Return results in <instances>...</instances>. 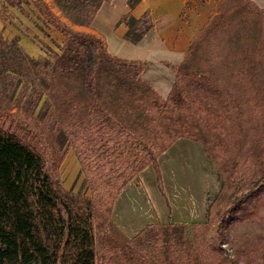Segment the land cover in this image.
Masks as SVG:
<instances>
[{
  "label": "rangeland",
  "instance_id": "rangeland-1",
  "mask_svg": "<svg viewBox=\"0 0 264 264\" xmlns=\"http://www.w3.org/2000/svg\"><path fill=\"white\" fill-rule=\"evenodd\" d=\"M43 1L74 30L99 38L107 51L104 36L91 27L93 19L75 23L56 0ZM263 19L254 6L241 0H216L212 25L197 39L179 82L174 72L172 88L178 85L180 97L190 102L183 126L187 138H178L158 155V173L150 163L121 188L112 220L98 210L96 215L105 223L103 227L94 222L103 261L99 251L103 241L120 239L121 233L132 238L161 223L184 226L186 238L198 252L202 248V264H264V71L257 45ZM121 23L113 25L114 32ZM63 44L64 36L42 20L31 0H0V124L43 155L64 190L97 197L99 185L117 175L125 178L144 160L132 134L156 145L160 137L155 119L167 124L175 119L155 113V107L166 111L164 100L169 94L156 93L160 101L151 96L141 99L136 93L138 99L131 107L119 109L124 112L123 126L132 129L127 134L101 108H81L82 96L73 97L79 73L66 80L71 91L64 93L59 85L48 90L44 80L51 77L49 67ZM138 67L113 61L104 66L125 83L133 80ZM67 102L74 109L67 111ZM60 116L66 123L74 120L71 133L62 130ZM180 123L171 126L181 128ZM241 204L248 205L247 213L237 211ZM251 209L257 213H250ZM218 225L223 233L221 250L213 251L206 244ZM171 251L168 248L165 254L168 263L175 260Z\"/></svg>",
  "mask_w": 264,
  "mask_h": 264
},
{
  "label": "trees",
  "instance_id": "trees-1",
  "mask_svg": "<svg viewBox=\"0 0 264 264\" xmlns=\"http://www.w3.org/2000/svg\"><path fill=\"white\" fill-rule=\"evenodd\" d=\"M106 1L110 0H56L62 11L79 24L90 23L100 5ZM137 1L128 0V5L132 7ZM241 1L250 4L247 0ZM31 3L42 20L64 36L60 54L54 64L48 66L51 77L44 80L45 87L50 90L51 85L63 86L64 93H67L72 89L66 80L75 78L79 73L81 80L74 86L73 97L82 96L79 102L81 108L84 111L89 106L101 108L114 126L132 134L130 125L123 126L124 112L122 109L119 112V109L124 107L126 111L131 107L133 101L138 99L136 93H139L141 99L143 96H151L163 101L150 85L139 78L144 63L111 56L99 38L88 32L74 30L61 21L43 0H31ZM254 8L264 18V9L256 6ZM120 22L127 25L125 37L132 42H137L151 27L147 14L138 19L126 14ZM211 25L209 23L192 42L181 63L169 65L176 74V81L179 82L182 69L187 68L192 52L200 41L196 42L197 39ZM261 31L257 37L260 40L257 45L262 54L259 67L264 71V19ZM92 50L100 54L96 52L93 55ZM107 61L139 67L132 74L133 80L125 83L104 68ZM121 85L130 89L125 92L116 91L115 88ZM176 86H173L168 98L164 100L166 111L155 107L158 117L174 118L175 122L167 124L156 117L158 119H155V127L160 137L156 145L132 134L145 154L144 160L132 168L125 178L117 175L114 181L99 185L95 189L97 197L64 190L50 171L43 155L23 144L14 133L0 124V264H202V256L199 254L202 248L198 252L196 246L186 238V228L161 223L147 226L132 238L124 236L116 228L121 233L120 239L115 238L107 243L103 241L104 247L99 251L104 254V261L98 256L94 222L105 227L104 219L96 215L98 210L108 218L121 188L150 163L158 173V155L166 151L178 138L186 137L183 126L188 119L187 107L190 102L186 97H180L178 85ZM109 106L110 111L106 109ZM73 107L74 104L67 102V111H71ZM75 108L78 109L79 106L75 105ZM59 118L62 130L71 133L76 125L74 120L66 123L67 119L63 120L61 116ZM177 122H181V128L171 126L178 124ZM261 187L264 188V183ZM247 206L241 204L237 211L247 213ZM258 211L260 213L261 209ZM253 212L254 209H251L250 213ZM221 230L218 225L208 237L206 247L210 250H221ZM197 246L199 248L201 244L198 243ZM202 246L205 244L202 243ZM168 248L175 256L173 263L165 260Z\"/></svg>",
  "mask_w": 264,
  "mask_h": 264
},
{
  "label": "crops",
  "instance_id": "crops-1",
  "mask_svg": "<svg viewBox=\"0 0 264 264\" xmlns=\"http://www.w3.org/2000/svg\"><path fill=\"white\" fill-rule=\"evenodd\" d=\"M247 1L264 9V0ZM215 5L216 0H138L130 7L128 0H110L100 5L91 27L104 36L111 56L144 63L139 78L166 97L175 77L169 65H176L184 58L192 42L210 23ZM126 14L136 19L148 15L151 27L137 42L125 38L128 29L125 23L113 31V25ZM204 200L205 194L201 210L203 216Z\"/></svg>",
  "mask_w": 264,
  "mask_h": 264
}]
</instances>
